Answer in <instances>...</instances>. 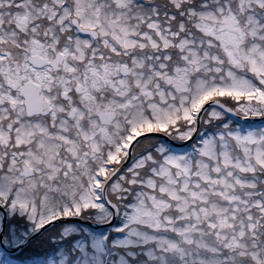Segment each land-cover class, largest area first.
Wrapping results in <instances>:
<instances>
[{
	"label": "snow or ice",
	"instance_id": "6c2138e0",
	"mask_svg": "<svg viewBox=\"0 0 264 264\" xmlns=\"http://www.w3.org/2000/svg\"><path fill=\"white\" fill-rule=\"evenodd\" d=\"M0 264H264V0H0Z\"/></svg>",
	"mask_w": 264,
	"mask_h": 264
}]
</instances>
